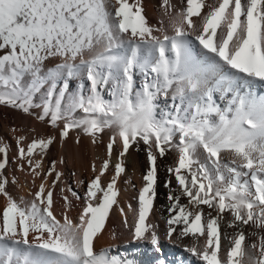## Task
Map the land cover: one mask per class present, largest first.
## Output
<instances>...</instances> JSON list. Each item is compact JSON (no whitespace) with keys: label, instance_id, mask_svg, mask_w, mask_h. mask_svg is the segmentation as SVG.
I'll use <instances>...</instances> for the list:
<instances>
[{"label":"snow or ice","instance_id":"snow-or-ice-1","mask_svg":"<svg viewBox=\"0 0 264 264\" xmlns=\"http://www.w3.org/2000/svg\"><path fill=\"white\" fill-rule=\"evenodd\" d=\"M179 4L173 11L171 0H161L168 34L163 26L147 23L141 0H0V105L30 114L33 98L43 92L38 119L50 115L53 127L65 113L85 114L80 121L68 119L61 138L83 127L95 142L98 133L115 126L108 155L119 137L121 157L133 142H143L149 169L138 193L132 243H150L162 255V239L176 245L190 238L183 250L203 264H264V94L254 89L264 84V0ZM196 42L199 52L194 51ZM52 59L59 62L45 71ZM81 73L86 83L78 79ZM137 74L143 78L139 88ZM104 93L112 99L105 100ZM161 97L170 103L157 119ZM54 139L33 140L27 149L17 140L19 159L27 160L34 175H40L36 169L41 163L33 164L30 157L37 148L47 150ZM172 148L178 158L167 168L169 216L162 238L149 215L157 159ZM224 153L230 154L227 162ZM0 154V195L7 199L0 214V264H138L127 251L94 248L117 203L122 164H116L105 189L101 176L109 161H104L74 221L67 212L58 219L53 211L52 188L61 173L49 188L41 183L22 207L23 200L17 203L6 190L7 145L0 144ZM53 171L55 162L46 175ZM72 195L80 199L75 191ZM64 200L70 208L68 197ZM124 223L127 227L126 215ZM225 226L234 231L224 232ZM222 237L228 241L226 251ZM158 264L168 262L162 258Z\"/></svg>","mask_w":264,"mask_h":264},{"label":"bare ground","instance_id":"bare-ground-1","mask_svg":"<svg viewBox=\"0 0 264 264\" xmlns=\"http://www.w3.org/2000/svg\"><path fill=\"white\" fill-rule=\"evenodd\" d=\"M130 1V0H129ZM175 5L173 11H177L180 8L179 0H171ZM209 3L212 0H208ZM130 3H132L130 1ZM143 7V14L147 19V23L153 28H159L163 26L168 34H172L171 28L168 25V17L164 14V9L161 6V0H141ZM207 9H205L206 11ZM195 19V18H194ZM160 35V33H154ZM194 51L199 52L198 47ZM81 82L86 83L84 80V74L81 73L78 77ZM143 78L137 74L136 87L139 88L140 82ZM77 84L75 81L72 83L71 91L75 92ZM254 89L264 94V84H255ZM103 98L107 96V93L102 94ZM217 97L219 94H216ZM133 100L135 97L133 96ZM43 92L39 93L33 98V107L29 113L24 114L19 110L18 119H21L19 125L14 124L4 125L3 118L6 116L4 113H9L0 109V144L8 146V165L4 169V175L8 178L9 183L6 186L7 192L10 196L20 203L23 200L21 206L29 204L33 199V194L39 190L41 183L45 184L46 189L52 185V182L56 180V173H61L60 179L56 182V186L52 188L53 191V211L58 219H62V213L67 212L68 215L76 221L79 213L85 204L83 198L76 199L72 195V191H75L79 197L80 193H86L88 184L99 174L100 169L105 160L109 161V167L101 176V187H107V184L115 176L116 164H122L124 171L116 179V189L118 196L116 197L117 203L112 206L109 217L105 223L102 232L98 235V238L94 241V248L97 252L104 248H112L115 252L122 251L125 246L128 247L131 254L136 253L135 259L138 264H158L160 259H166L168 264H203V262L191 257L190 254L184 252L182 245H190L192 243L190 238H185L174 245L167 240L162 239L163 254H159L150 249V243H132L130 228L134 223L138 210V193L141 187L144 185L143 176L149 169V162L147 160L146 146L143 142H133L128 152L121 157L120 153L123 151L122 143L117 137L116 142L113 144L111 155H108L107 145L109 144L111 137L116 132V127L105 128L102 133H98L95 142L93 137L86 135L83 131V127L73 128L69 131L67 137L61 138L60 131L64 128V124L68 119L80 121L85 118V114L81 110H76L70 115L65 113V119L57 121V126L53 127L50 123V115L44 120L38 119L43 114L44 104ZM159 108L157 109L156 118H161V112L168 110L169 101L163 97L157 101ZM219 102V101H218ZM53 105L55 100L52 101ZM67 105V100L62 104V109ZM223 108L226 105L220 103ZM11 113V112H10ZM12 114V113H11ZM10 115V114H9ZM7 117V116H6ZM217 117H213V120H217ZM17 120V119H16ZM24 123V125H23ZM28 127L30 132L24 133L21 130L22 127ZM38 128V129H37ZM30 136V138H29ZM23 138L21 142L20 138ZM54 137V145H50L47 150L41 152L40 149L34 150V153L30 159L33 164L36 161H40L41 167L36 169L40 173L39 176L34 175L32 167L27 163V160L19 159L17 140H20V147L27 149V146L33 141L38 139H48ZM175 142V141H174ZM223 160L227 162L230 159L229 153L222 154ZM3 154H0V158ZM178 153L175 148L169 150L162 158L157 159V184L156 197L154 199L153 210L149 215V221L157 225V231L163 238L165 230L167 228L165 218L169 216L167 211L169 201L167 200V194L169 189L165 187V182L169 179L168 167H172L176 164ZM201 160L203 156L201 155ZM114 161H113V160ZM55 160V171L51 175H46L52 168L51 162ZM95 166V171L93 170ZM172 179L171 188L177 187L174 177ZM15 181V182H13ZM61 184V185H60ZM71 189V191L69 190ZM98 196L102 193L98 192ZM68 197V201L71 203V207L64 200V197ZM98 201L93 200L95 204ZM181 203L186 204L187 198L182 197ZM7 205V199L0 195V214L4 207ZM131 205V210L129 209ZM204 207L207 212V206ZM123 209L124 214L127 217L128 226H125V215L121 214ZM230 217H226L228 219ZM179 227V226H177ZM245 232L250 231L245 227ZM224 232L231 233L234 229H229L226 226L223 228ZM203 242L201 238L200 243ZM228 241L222 237V248L227 250ZM137 248V250H136ZM130 253V252H129Z\"/></svg>","mask_w":264,"mask_h":264},{"label":"rangeland","instance_id":"rangeland-1","mask_svg":"<svg viewBox=\"0 0 264 264\" xmlns=\"http://www.w3.org/2000/svg\"><path fill=\"white\" fill-rule=\"evenodd\" d=\"M131 2H132V0H130ZM129 1V2H130ZM59 62V60L58 59H52V60H49L48 62H46V65H45V71L48 69V68H52V67H54L55 66V64L56 63H58ZM39 94V93H38ZM38 94H36L35 96H37ZM104 99L105 100H108V101H110L111 99H112V97H111V95L110 94H108L107 96H105L104 97ZM9 108H11V110L9 109ZM0 109L1 110H4V112L5 111H9L10 110V112L12 113H4L6 116H4V118H3V123H4V125H7V124H14L15 126H17V125H19V123L21 122V121H19V120H21V119H18V113H17V111L19 112V109H16V108H12V107H9V106H6V105H0ZM10 114V115H9ZM24 114H27V113H24ZM29 117H31V115L29 114L28 115ZM17 119V120H16ZM23 125H24V123H23ZM38 129V128H37ZM21 130H23V132L24 133H29L30 132V130H29V128L26 126H24V127H22L21 128ZM29 138H30V136H29ZM21 140V142H23L24 143V140L23 139H20ZM24 144H27V143H24ZM52 145H54L53 143L51 144V146ZM113 160V159H112ZM114 161V160H113ZM53 162H55V160L54 161H52L51 162V164H50V166L51 165H53ZM61 185V184H60ZM84 196H85V193H80V198H83L84 199ZM150 249L151 250H153V248H152V246L150 245ZM136 250H137V248H136ZM125 251H127V252H130L131 253V250L129 251V249H128V247L127 246H125V249L122 251V249H120L119 248V251L118 252H125ZM134 255H136V253H133Z\"/></svg>","mask_w":264,"mask_h":264}]
</instances>
